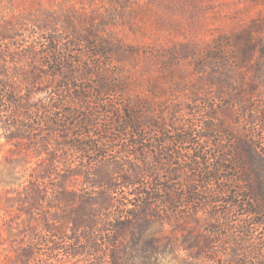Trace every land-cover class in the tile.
<instances>
[{
    "label": "trees",
    "instance_id": "trees-1",
    "mask_svg": "<svg viewBox=\"0 0 264 264\" xmlns=\"http://www.w3.org/2000/svg\"><path fill=\"white\" fill-rule=\"evenodd\" d=\"M45 28L51 31L53 27ZM21 30L19 24L11 23V17L0 21V140L21 149L24 157L32 153L37 159L29 178L11 182L0 196L7 214L0 225V245L13 254L12 264H138L142 259V263L151 264L169 248L185 251L188 264H264V239L257 234L258 229L264 228V194L255 191L254 185L258 183L250 174V160L262 152L264 138L239 140L234 159L225 158L235 168L211 165L203 156L192 155L190 165L181 166L179 172L193 170L194 178L175 188L170 159L187 157L179 151L180 156H175L176 151L170 149L171 142L167 139H153L154 147H148L147 141L151 140L147 139L145 129L153 126L154 107L150 106L145 116L141 102L116 105L101 99L98 106L106 107L103 113L119 128L121 139L128 140L132 152L92 159L91 155L107 149L111 138L94 139L92 129L97 126L98 116L92 112L93 101L100 94L95 97L94 86L79 82L91 73L80 72L77 68L81 62L70 59L67 53L70 47L84 45L85 41L89 47L105 48L104 40L98 36L101 32L84 38L74 25H69L67 30L77 38V42H70L69 48L62 44V39L45 38L42 44L47 50L40 53L39 44L32 42L28 46L30 50L21 52L20 61L12 63L11 49ZM228 34L210 44L211 55L207 60L213 68L226 71L220 76L231 81L238 77L239 105L246 109L249 102L246 89L252 93L262 91L261 81L251 75L258 66L257 54L264 53V13ZM218 49L221 54L214 56ZM25 57L43 59L35 62L42 70H34V79L33 71L25 64L27 61L21 62ZM44 78L59 80L50 83L46 93L57 90L45 99L35 98L36 88L46 87L41 81ZM116 86V83L107 87L101 84V89L112 90ZM259 114L264 126V106ZM74 116L77 120L69 121L68 117ZM188 139L184 137L180 141L186 143ZM160 152L163 158L158 160ZM258 157L262 158L261 154ZM240 169L243 176H234L231 181L236 187L235 183L241 182L244 188L235 190V198L227 201L236 210L225 214L242 215L237 226L240 230L230 233L224 219L217 214L206 226L200 223V217L194 225L185 218L186 224L180 229L185 237L179 240L175 234L174 240L173 233H168L163 225L160 204H169L167 210H170L177 202L172 196L181 189L185 194L177 196L179 204L188 207L194 216H200L207 204L204 185L212 188L218 182L221 188L217 195L221 196L227 192L224 173ZM17 175L16 180L19 172ZM191 181L202 182L203 186L192 188L187 184ZM4 231L7 236L2 239ZM221 247L227 251L223 257Z\"/></svg>",
    "mask_w": 264,
    "mask_h": 264
},
{
    "label": "rangeland",
    "instance_id": "rangeland-1",
    "mask_svg": "<svg viewBox=\"0 0 264 264\" xmlns=\"http://www.w3.org/2000/svg\"><path fill=\"white\" fill-rule=\"evenodd\" d=\"M263 13L264 0H0V21L10 20L11 17V23H17L22 28L18 33L19 39L14 41L11 49L12 63L20 61L21 52L30 50L28 46L32 42L39 44L40 53L47 50L42 44L45 38L62 39V44L69 48L71 41L77 42L75 35L67 30L69 25H74L84 38L90 37L88 35L93 32H101L98 36L104 40L105 48L89 47L85 41L84 45L70 47L67 53L70 59L81 62L77 68L80 72L91 73L87 78L81 75L83 80L79 82L85 81L94 86L95 97L100 94V98L93 101L92 112L98 116L97 126L92 129L96 135L94 139L103 141V138H111L107 149L102 148L91 158L100 160L132 152L128 140L121 139L119 128L103 113L106 107L98 106L101 99L116 105L141 102L143 107L140 109L145 116L149 112L148 108L153 106V126L148 125L145 129L147 139L151 140L147 141L148 147H154L153 139H167L171 142L170 149L176 151L175 156H180L179 151L187 157L176 159L173 156L170 159L172 178L176 180L172 186L175 188H180V185L186 184V180L194 178L196 173L193 170L190 173L179 172L181 166L190 165L192 155L203 156L211 165L234 167L225 158L234 159L240 139L264 138V126L259 121V111L264 106V53L257 54L258 66L251 75L261 81L262 91L252 93L246 89L245 95L249 100L246 109L239 105L241 95L238 77L235 76L234 81H231L220 76L226 71L213 68L211 61L207 60L211 55L208 53L210 44L218 37L229 35L232 29L236 30L244 22ZM56 18L60 21H55ZM50 20L60 24L54 25L52 21L49 24ZM47 25L53 27L51 31L44 30ZM103 51L106 53L100 55ZM218 52L219 49L213 55L221 54ZM27 58L21 62L27 61L25 64L33 71L31 77L34 79V70H42L35 62L43 59ZM67 64L70 65V61ZM41 81L46 87H37L35 98L45 99L56 92L57 89H53L52 93H46L45 90L47 86L50 87V83H59V80L44 78ZM113 83L118 86L112 90L101 89V84L107 87ZM68 119L76 121L77 117ZM184 137L189 138L186 143L180 141ZM155 146L159 150L156 142ZM261 147L262 152L250 160V174L251 179L258 183L254 185L255 191L264 194V145ZM49 150L55 152L53 147ZM23 154L11 142L0 140V196L11 182L24 181L32 173L37 159L32 153L27 154V157ZM259 154L262 158L258 157ZM161 157L160 152L158 160ZM18 172L19 179L16 180ZM243 173V169L224 173L227 180L223 185L227 192L221 196L217 195L221 188L218 182L212 184V188H207L205 184L203 191L206 192L204 196L207 204L203 212L199 213L200 216H194L188 207L179 204L177 196H182L185 191L177 190L172 196L177 202L170 206V210H167L169 204H160L158 208L166 231L173 233L171 237L174 240L175 234L180 237L179 240H183L185 233L180 229L186 224L185 218L194 225L200 217V223L206 226L215 219L214 214L229 221L223 223L228 225L230 233L239 231L237 226L242 215L225 214L229 210H236L227 205V201L235 198V190L244 188L241 182L240 185L235 183L237 187L234 186L231 179L243 176ZM162 183L158 182L159 185ZM187 184L192 188L203 186L202 182L191 181ZM6 216L0 203V225H3ZM257 234L264 239V228L258 229ZM2 236L5 239L7 231ZM226 253L221 247L220 256ZM12 257L13 254L0 245V264H12ZM143 260L138 264H144ZM151 264H188V260L185 251L177 252L169 248Z\"/></svg>",
    "mask_w": 264,
    "mask_h": 264
}]
</instances>
